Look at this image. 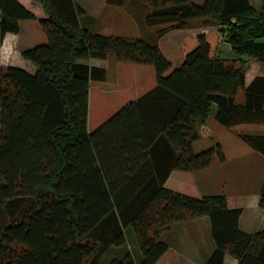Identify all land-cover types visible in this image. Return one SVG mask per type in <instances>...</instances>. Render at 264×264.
Returning <instances> with one entry per match:
<instances>
[{
	"label": "trees",
	"instance_id": "1",
	"mask_svg": "<svg viewBox=\"0 0 264 264\" xmlns=\"http://www.w3.org/2000/svg\"><path fill=\"white\" fill-rule=\"evenodd\" d=\"M37 1L45 41L21 52L34 72L0 68V264H101L113 249L108 264H157L163 256L177 264L162 233L201 217L214 243L203 264H222L226 254L237 264H264V230L240 231L242 209H229L224 195L165 184L172 171L193 174L225 161L219 144L193 150L213 106L225 128L264 125V75L247 83L237 65L242 57L264 65V11L249 0H140L143 26L189 31L196 23L173 68L157 47L167 28L151 42L105 36L88 31L76 0ZM27 20L35 16L18 0H0V48ZM221 39L235 57L219 55ZM109 56L152 66L156 83L90 133V83L105 81L106 71L80 61ZM238 137L264 157V135Z\"/></svg>",
	"mask_w": 264,
	"mask_h": 264
},
{
	"label": "rangeland",
	"instance_id": "2",
	"mask_svg": "<svg viewBox=\"0 0 264 264\" xmlns=\"http://www.w3.org/2000/svg\"><path fill=\"white\" fill-rule=\"evenodd\" d=\"M18 1L34 14L35 20L20 21V33L7 34L3 39L0 48V68L19 67L29 70L31 64L21 56V52L44 43L45 36L37 29V22L44 18V13L37 0H29L30 3L25 2V0ZM77 1L85 11L95 13V20L99 23L98 25H93L92 22L81 18V22L86 24L85 27L91 33L128 39H143L151 42L160 30L167 28L168 31L157 40V47L165 59L172 64L173 68L183 63L182 46L185 36L199 31L196 30V23H192V29L189 31L173 30L169 26L146 27L141 25L144 12L140 0H128L124 7L105 5L104 0ZM187 1L195 5H201L203 0ZM249 2L254 8L264 11V0H249ZM103 4L105 7H102ZM100 24L103 27L99 26ZM261 41L264 42V38ZM220 42L221 44L218 45L219 55L222 57L227 55H229L227 57H235L225 41L220 40ZM237 61V65L244 68L247 83L255 76L264 75V65L256 60L250 57H242ZM80 63L101 67L106 71L105 81H91L90 83L87 122L88 132L90 133H93L98 127L111 119L126 103L152 89L156 83L155 71L152 66L117 62L113 56H109L105 60L89 59L80 61ZM240 98L243 99L242 94L239 96ZM214 112L215 107L213 106L205 124L211 133H207V139L204 143L213 141L214 145L219 144L225 161L214 164L208 171L203 170V177L207 176L212 181L210 187L213 193L227 195L231 200L235 199L238 193L259 190L264 180V157L243 142L238 134L264 135V125L242 124L225 128L214 120ZM237 155L242 157L237 158ZM181 185L193 186L192 183H182ZM199 220L204 224L208 222L207 218ZM173 224L175 223H171L169 228ZM183 234L187 236L186 229L183 230ZM129 246L132 253L138 249L137 244H132L131 240ZM116 252L114 249L109 250L101 258V264H108Z\"/></svg>",
	"mask_w": 264,
	"mask_h": 264
},
{
	"label": "crops",
	"instance_id": "3",
	"mask_svg": "<svg viewBox=\"0 0 264 264\" xmlns=\"http://www.w3.org/2000/svg\"><path fill=\"white\" fill-rule=\"evenodd\" d=\"M26 1L30 3L29 0H25V2ZM76 3L81 8H83L80 5V3H78L77 0ZM102 7H105L104 4ZM85 13H86V17H89L90 22H92L93 25L99 24L95 20L96 17L93 11H85ZM43 17L45 18V15ZM99 26L103 27V25L101 24ZM219 44H221V42H219ZM34 70L35 69L31 64V69L26 71L33 73ZM200 132L202 139H200L199 141L193 144V150L195 153L204 151L214 145L213 141L204 143V141L207 139V133H211L207 125H204L201 128ZM240 157L242 156L237 155V158ZM212 167L213 166H211L210 168L204 171H208ZM182 183H192L193 186H195L198 194L201 196L216 195L215 193H213L210 187L212 181L209 180L207 176L203 177L202 171H198L193 174L172 171L168 176V179L165 184L170 189L180 190V185ZM225 197L227 201V207L229 209H236V208L242 209V214L238 220V227L240 231L246 234H254L256 232L264 230V209L259 207L260 189L254 192L238 193V195L233 200H231V198L227 195ZM202 218H206V217L195 218L182 222H176L175 224L172 225V227H170L168 230L162 233L161 238L168 244L172 252L173 251L176 252L175 256L177 258V264H203L206 258L212 253L214 249V243L210 235L209 220H207L208 222L204 224V222H201L199 220ZM184 229H186V231L188 232L187 236L183 234ZM130 237L132 244L136 245V241L134 240L132 234L130 235ZM189 252L191 254H188ZM133 253L136 254L138 258V254H140L139 250L137 249ZM115 254H117V252ZM166 257L167 256H163L162 260L159 261L157 264H166L167 263ZM222 264H237V260L234 259L232 256L226 254L223 258Z\"/></svg>",
	"mask_w": 264,
	"mask_h": 264
}]
</instances>
